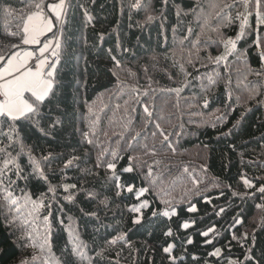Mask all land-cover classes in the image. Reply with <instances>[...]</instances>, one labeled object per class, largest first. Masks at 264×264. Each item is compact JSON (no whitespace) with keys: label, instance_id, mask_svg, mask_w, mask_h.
I'll return each instance as SVG.
<instances>
[{"label":"trees","instance_id":"obj_1","mask_svg":"<svg viewBox=\"0 0 264 264\" xmlns=\"http://www.w3.org/2000/svg\"><path fill=\"white\" fill-rule=\"evenodd\" d=\"M36 2L0 0V56L7 59L26 49L22 37L28 18L36 11L29 5ZM43 2L44 11L50 15L47 5L59 0ZM121 2L66 0L70 5L66 23L56 24V28L63 29L65 41L58 69L59 90L51 105L52 115H62L64 126L54 137L34 136L30 145L34 156H39L41 151L52 153L53 158L46 167L54 183H60L66 175L67 180L63 182L94 190L96 201H90L81 191L75 204L65 205L64 194L58 191L59 200L52 201L51 208L42 209L31 225H25L24 231L32 236L30 240L18 238L22 234L18 226H7L4 215L8 208L0 206V248L4 249L0 264H66L73 247L70 230L88 245L94 264H171L161 251L168 244L175 245L177 264H197L193 257L199 258V264H214L206 255L211 245H205L204 237L199 235L209 225H215L223 233L220 240L225 246V256L239 257L251 247L253 264H264V196L251 195L241 183L243 175L254 181L264 175V107L248 102L252 88L264 89V76L254 74L264 70V62L258 57L261 49L249 42L252 37L238 45L248 50L250 67H245L235 56L220 64L208 59L209 55L221 54L223 49L217 32L212 30L217 26L216 16L228 12L235 17L239 11L254 21L257 10L246 0H167V5L163 0H142L144 8L133 12L129 21L127 14L121 15ZM123 2L126 13L128 0ZM212 3H227L232 8L217 10L215 14L209 7ZM174 5L187 13L179 21ZM85 8L93 17L91 24L84 18ZM193 8L197 13L213 14L208 20L209 27L197 23ZM260 8L264 9V4ZM188 27L193 29L191 36ZM172 28H176L175 34ZM234 28L235 25L220 28V32L234 37ZM101 34L105 37L103 43L98 39ZM116 34L131 52L116 46ZM197 37L200 39L198 54L192 47ZM109 48L113 49L111 55L120 60L121 67L117 68L109 58ZM207 76H213L216 82L211 86L210 103L204 108L200 96L202 84H208ZM181 82L185 86L176 92ZM145 104L152 112L151 117L144 112ZM242 116V128L229 135ZM82 133L94 135L85 137ZM87 138H92L94 144L89 145ZM113 151L122 157L116 161L122 180L134 183L137 188L150 189L146 198L151 207L145 210L143 226L128 223V208L137 203L134 198L127 192L117 196L114 181L106 179L110 174L105 165L113 162ZM70 153H75L79 161L64 169L65 158ZM130 155L137 158L133 161L136 165L133 175L121 171L128 165ZM98 157L102 161L100 167L96 166ZM20 159L27 165L26 156ZM149 168L151 177L146 175ZM85 169L92 170L91 174ZM19 186L24 188V182H19ZM28 190H33L31 185ZM234 191L239 196H233ZM105 197L109 201L107 208L98 203ZM189 203L198 208L196 213L186 211ZM221 207L226 211L218 216L216 213ZM81 209L98 211L100 220L94 221ZM27 211L22 209L20 220ZM44 211L50 212L53 218L47 241ZM164 211H176L178 215L165 218ZM12 214L15 215L14 208ZM61 220L64 222L60 223ZM121 220L127 230V243L108 247L101 234L111 232ZM193 220L194 227L188 230L180 227L183 221ZM101 224L105 228L97 232ZM169 227L174 232L172 237L164 235ZM233 232L238 237L247 233L251 243L242 248L231 241ZM186 238L193 239L194 243L188 245ZM101 244H105L106 250L98 258L96 252Z\"/></svg>","mask_w":264,"mask_h":264},{"label":"snow or ice","instance_id":"obj_2","mask_svg":"<svg viewBox=\"0 0 264 264\" xmlns=\"http://www.w3.org/2000/svg\"><path fill=\"white\" fill-rule=\"evenodd\" d=\"M257 10L259 14V19L257 20V14H254V21L249 20L247 15H242L239 11L236 13L235 17L228 12H224L221 16H216L217 26L212 30L217 32L219 36V42L223 45L221 54L213 57L208 56V59L215 64H220L226 62L229 56H235L238 60L242 61L245 67H250L247 63V57L249 52L242 46H238L242 40H246L249 37L252 39L249 41L254 45L255 48L261 49L258 52V57L261 62H264V9L260 8V5L264 4V0H246ZM163 3L167 5V0H163ZM30 7L36 9L34 14V19L39 23L41 28L44 29L43 35L40 36L38 43L29 42V35L27 32L24 33L22 37V42L25 45H35L38 46L36 51L25 50L22 52H16L7 59L0 56V64H6L5 67L0 70V85L5 87L0 88V93L3 96H7L9 99L8 105L0 106V206L8 208V213L4 215V219L7 222V226L13 227L18 226L21 230V235L18 238L21 239H32L30 233L24 231L25 225H31L36 221L37 217L41 215L42 209H49L53 206L52 201L59 200L57 196L58 191L62 192L63 200L65 205L75 204L76 198L81 191L84 192L86 198L90 201L95 202L97 198V193L92 189L78 188L76 183H65L67 180L66 175L61 177L60 183H54L52 178L48 174L47 162L50 161L52 157L51 152L41 151L39 156H34L32 154L33 149L30 147L34 136L43 137L48 139L49 137H54L55 132L64 126L63 116H53L51 105L56 99L57 91L59 90L58 84V69L62 62V48L65 41L64 31L62 28H56L53 23V19L44 11L45 4L43 0H38V2L29 5ZM69 4L66 0H59V3H52L47 5L48 12L52 14L60 25L66 23V16L68 14ZM176 8V15L178 21L181 15H187L179 7V5H174ZM201 5L198 3L197 8ZM216 14L217 10L220 9H231L232 5L227 3H212L209 5ZM144 4L142 0H128L127 2V12L125 13V4L122 0L120 12L121 15L127 14L129 21L132 19L133 12L142 11ZM8 10V9H5ZM251 10V9H250ZM192 13L197 17V23L203 25V27H209L208 20L213 16L212 13H197L196 9H191ZM222 12V11H220ZM84 18L88 23H92L93 17L84 9ZM147 19L151 21V16ZM164 18H162L161 23L163 24ZM224 21H227L225 23ZM239 22L238 24L236 22ZM257 23L259 27H257ZM235 25L233 36H226L220 32V28H228ZM94 26V25H93ZM131 27V25H130ZM54 28L56 29L54 31ZM173 34L176 33V28H172ZM189 36L193 34V29L191 27L187 28ZM48 33H52L51 37L41 43V37L47 36ZM162 33H158V36ZM99 41L103 43L105 37L103 34L99 35ZM187 39V37H185ZM116 46L123 49L125 52H131L130 47H124L119 39L118 34H116ZM163 42H167V36L164 35ZM183 44V41L180 42ZM200 39L197 37L192 43V47L196 49L198 54ZM108 53L110 54V59L115 62L117 68L121 67L120 60L117 59L115 55H111L113 52L112 48H109ZM35 60L36 63L33 66H29L30 62ZM15 69V70H13ZM7 73V74H4ZM255 75L264 76V70L255 71ZM23 75L24 80L22 82H17V78ZM116 75V73H113ZM208 84L203 85V91L200 96V103L202 107L207 108L210 99L209 93L212 90V85L215 84V79L213 76L206 77ZM185 85L181 82V85L175 88L176 92L181 91V87ZM25 93L30 94L28 98H25ZM147 96V93H144ZM229 101H231V94L228 96ZM248 102L259 104L264 107V89L252 88L248 93ZM56 107L59 108V103H56ZM89 112L92 111L89 107ZM245 111H250V109H245ZM144 112L148 117L152 116V112L149 110L147 104L144 106ZM220 119H223L222 117ZM244 117L242 116L233 125V132L229 135H233L235 130L242 128ZM47 121V123H45ZM7 131H4V128ZM159 128V125H156ZM94 134L82 133V136L90 137ZM163 135V132H161ZM86 142L89 145L94 144L92 138H87ZM27 157V165L23 163L20 157ZM113 162H109L105 165L107 172L110 174L106 179H111L114 181V188L117 196H122L124 192H127L137 203H133L129 208V221L128 223L132 226H143L145 210L151 207V204L147 200L146 196L149 193V187H139L137 188L132 182H125L122 180L121 176L117 173V160L122 159L118 152H112ZM129 163L124 166L121 171L125 174L133 175L136 172V165L133 161L137 158L134 156H129ZM79 161V157L75 153H70L67 158H65L64 169H68L76 165ZM102 164L101 159L97 158V167ZM27 168V171H26ZM86 172L91 174L92 170L85 169ZM146 175L151 177L152 170L149 168ZM23 181L25 187L20 188L19 182ZM152 181L149 180V184ZM242 186L249 191L251 195H256L259 193L264 196V175H261L255 181L243 175L241 177ZM29 185L32 186V191L28 190ZM231 187V186H229ZM19 190L20 195L17 196V191ZM233 196H239L238 192H232ZM143 198V199H142ZM183 202V201H181ZM211 203V201H207ZM99 204L108 207L109 201L107 197L98 201ZM163 203L167 204L168 201ZM264 207V205H262ZM15 210V215L12 214V210ZM22 209H28L27 215L23 220H20V213ZM189 213H196L198 208L189 203L186 208ZM226 209L224 207L219 208L216 215H222ZM81 212H84L81 209ZM153 216H157L158 213H151ZM84 215L90 216L94 221L100 220V215L98 211L84 212ZM162 215L165 218H171L178 215L176 211H164ZM31 217V219H28ZM44 220V232L45 241H47V234L51 230L52 215L48 211L43 212ZM238 220V218H237ZM64 221L61 220L60 223ZM236 222V221H234ZM239 223H243L239 220ZM123 221L120 224L113 226L111 232L106 234H101V239L105 241L108 247L115 246L117 244L127 243L128 236L127 230L122 227ZM195 221H183L180 227L184 230H188L190 227H194ZM101 228H105L104 225H99L96 229L97 232ZM70 235L73 238V247L69 251L68 255L70 259L66 264H94L92 256L89 254L88 245L84 244L80 240L78 233H72L70 230ZM222 232L216 228L215 225H209L206 229L200 230L199 235L204 237L205 245H211V248L206 253L210 260L214 261V264H220L223 260L224 264H253L254 262V252L251 247L245 249L239 257H232L231 255L225 256V246L222 244L220 237ZM164 235L168 237L174 236V232L167 229ZM231 241H235L242 248L251 243L250 238L247 233L237 236L235 232L231 235ZM241 241L244 243L241 244ZM186 243L192 245L194 243L193 239L186 238ZM99 251L96 252V256L102 257L103 251H105V244L99 245ZM161 251L165 254L166 258L170 259L171 264H177V256L175 254V245L168 244L161 248ZM230 252V246L228 247ZM0 254H4V249L0 248ZM193 260L199 264V258L193 257ZM182 264V262H181ZM258 264V262H256Z\"/></svg>","mask_w":264,"mask_h":264},{"label":"crops","instance_id":"obj_3","mask_svg":"<svg viewBox=\"0 0 264 264\" xmlns=\"http://www.w3.org/2000/svg\"><path fill=\"white\" fill-rule=\"evenodd\" d=\"M52 19H53V23L54 25L56 26L57 24V21L55 20L54 17H52V14L49 15ZM43 31L44 29L41 28V26L39 25V23H37V21L34 19V14L31 15L28 20H27V23H26V28H25V32L28 33L29 35V42L31 43H38L39 42V38L40 36L43 35ZM54 31H55V28H54ZM52 33H48L47 36H43L41 37V43H43L45 40H47L49 37H51ZM26 46V49L25 50H31V51H36L38 46H35V45H25ZM23 50V51H25ZM36 63L35 60L31 61L30 62V65L29 66H33L34 64ZM6 64H4L2 67H0V70H2L3 67H5ZM15 70V69H13ZM4 74H7V73H4ZM24 80V76L21 75L17 78V82H22ZM0 83H3V81H0ZM5 87L4 85H0V88H3ZM1 95L3 96V93H1ZM30 94L28 93H25V98H28ZM5 97L6 99V103L5 104H2L0 103V106H5V105H8L9 103V99L7 96H3Z\"/></svg>","mask_w":264,"mask_h":264},{"label":"built area","instance_id":"obj_4","mask_svg":"<svg viewBox=\"0 0 264 264\" xmlns=\"http://www.w3.org/2000/svg\"><path fill=\"white\" fill-rule=\"evenodd\" d=\"M5 101H6L5 98L2 97L1 94H0V102H1V103H5Z\"/></svg>","mask_w":264,"mask_h":264}]
</instances>
